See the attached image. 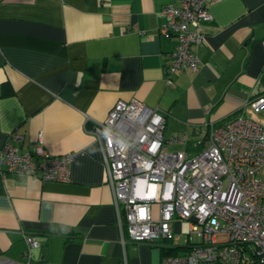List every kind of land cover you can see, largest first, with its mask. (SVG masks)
Returning a JSON list of instances; mask_svg holds the SVG:
<instances>
[{"label":"crops","instance_id":"crops-1","mask_svg":"<svg viewBox=\"0 0 264 264\" xmlns=\"http://www.w3.org/2000/svg\"><path fill=\"white\" fill-rule=\"evenodd\" d=\"M178 2L0 0V148L19 133L21 152L40 135L52 155L75 152L68 182L0 174V257L25 264L32 235L31 264L162 263L163 245L131 241L125 220L122 231L91 133L118 101L163 110L166 138L194 141L240 115L264 124V106H250L264 93V0L212 3L195 47L200 70L169 83L178 38L162 34L161 12Z\"/></svg>","mask_w":264,"mask_h":264},{"label":"built area","instance_id":"built-area-1","mask_svg":"<svg viewBox=\"0 0 264 264\" xmlns=\"http://www.w3.org/2000/svg\"><path fill=\"white\" fill-rule=\"evenodd\" d=\"M215 1L179 0L162 9L167 18L162 34L178 38L166 67L169 83L175 72L200 70L195 47L205 41L202 23L212 18ZM250 106H264V94ZM166 123L163 110L133 98L118 101L91 130L102 149L122 231L125 220L131 241L163 245L161 264H264V124L235 116L210 124L192 141L188 132L166 138ZM11 136L0 148L1 175L70 181L74 151L52 155L40 135L32 151L21 152L23 136ZM173 144L185 149L169 151ZM192 232L199 242L192 241ZM181 235L187 236L183 245ZM25 240V264H31L40 242L32 235ZM178 246L185 248L168 253ZM0 264L20 263L0 257Z\"/></svg>","mask_w":264,"mask_h":264},{"label":"rangeland","instance_id":"rangeland-1","mask_svg":"<svg viewBox=\"0 0 264 264\" xmlns=\"http://www.w3.org/2000/svg\"><path fill=\"white\" fill-rule=\"evenodd\" d=\"M264 119V117H262ZM166 136V135H165ZM168 138V137H167ZM184 146L183 145H180V144H173L171 146H169V151H174V150H184ZM261 173L264 175V167L261 169ZM176 233L179 235V229L176 231ZM191 238H192V241L193 242H199V236L197 233L195 232H192L190 234ZM225 237L222 236V235H219L218 236V240H224ZM187 240V236L186 235H181L180 239H179V243L180 245H183Z\"/></svg>","mask_w":264,"mask_h":264},{"label":"trees","instance_id":"trees-1","mask_svg":"<svg viewBox=\"0 0 264 264\" xmlns=\"http://www.w3.org/2000/svg\"><path fill=\"white\" fill-rule=\"evenodd\" d=\"M11 91L10 90H7L6 89V94H9ZM264 94V93H263ZM195 133L196 134H198V129H195ZM183 248H185V247H182V246H178V247H176V248H174V249H170V251H168V253L170 252V253H173V254H177V253H180L181 252V250H183Z\"/></svg>","mask_w":264,"mask_h":264}]
</instances>
